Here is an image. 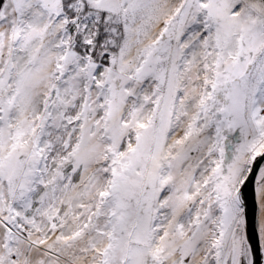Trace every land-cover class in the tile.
Segmentation results:
<instances>
[{"label":"rangeland","instance_id":"1","mask_svg":"<svg viewBox=\"0 0 264 264\" xmlns=\"http://www.w3.org/2000/svg\"><path fill=\"white\" fill-rule=\"evenodd\" d=\"M0 6V264H245L236 196L264 151L261 2Z\"/></svg>","mask_w":264,"mask_h":264},{"label":"water","instance_id":"2","mask_svg":"<svg viewBox=\"0 0 264 264\" xmlns=\"http://www.w3.org/2000/svg\"><path fill=\"white\" fill-rule=\"evenodd\" d=\"M264 6V0H260ZM264 167V151L251 163L249 173L238 192L237 203L243 211L242 257L245 264H262L263 255L259 240L260 205L257 199V176Z\"/></svg>","mask_w":264,"mask_h":264},{"label":"trees","instance_id":"3","mask_svg":"<svg viewBox=\"0 0 264 264\" xmlns=\"http://www.w3.org/2000/svg\"><path fill=\"white\" fill-rule=\"evenodd\" d=\"M226 127H227V129H226L227 132L230 129H231V131L228 132V135L225 133V136H224L225 137V142H224V146L222 148L223 149V152H222V154H223V162H222V165L225 168H226V166L227 167H230V165L231 166L233 165L235 167V165L238 164L237 163L238 162L237 161V159H238V155L237 154L238 153H237V146L236 145H238V143H239V138L237 137V136H239V133L235 131L236 130V128H235L236 126H233V125L231 126V124H229ZM244 130L242 131V133L244 134V136H246L245 137L246 139L249 138V140H250L251 139V136L248 133L245 134ZM231 138H232V141L229 140ZM235 158H237V159L235 160ZM262 171L263 170L260 171L259 175H261Z\"/></svg>","mask_w":264,"mask_h":264},{"label":"bare ground","instance_id":"4","mask_svg":"<svg viewBox=\"0 0 264 264\" xmlns=\"http://www.w3.org/2000/svg\"><path fill=\"white\" fill-rule=\"evenodd\" d=\"M259 2H261L260 0H258ZM264 7V6H263ZM38 214V213H37Z\"/></svg>","mask_w":264,"mask_h":264},{"label":"crops","instance_id":"5","mask_svg":"<svg viewBox=\"0 0 264 264\" xmlns=\"http://www.w3.org/2000/svg\"><path fill=\"white\" fill-rule=\"evenodd\" d=\"M44 258H45V256H44Z\"/></svg>","mask_w":264,"mask_h":264}]
</instances>
